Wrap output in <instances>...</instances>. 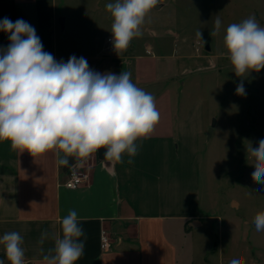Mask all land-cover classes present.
I'll list each match as a JSON object with an SVG mask.
<instances>
[{"label":"crops","instance_id":"1","mask_svg":"<svg viewBox=\"0 0 264 264\" xmlns=\"http://www.w3.org/2000/svg\"><path fill=\"white\" fill-rule=\"evenodd\" d=\"M0 10L13 11L12 17L6 16L13 22L15 17L30 21L43 50L57 61L66 63L75 55L101 74L130 72L133 83L145 91L163 88L164 78L200 68V58L191 62L190 56L177 55L179 49L186 51L179 44H173L171 53L154 45L153 57L146 44L117 52L107 38L95 49L86 44L73 50L66 38L61 40L66 19L62 28L56 0H0ZM4 18L1 14L0 20ZM9 35L0 31V48H7ZM150 77L156 81L149 84ZM164 87V96L155 98L159 123L150 138L137 142L134 162L129 164L127 155L122 163L101 158L97 150L78 162L89 179L76 190L65 187L67 171L53 152L33 157L27 151H12L8 141L0 142V237L11 231L23 236L26 264H44L43 256L62 236L60 221L73 209L87 236L84 255L76 264H209L195 258L198 247L204 255L197 236L207 231L214 214L203 206L199 152L180 146L181 119L174 115L179 105L172 98L173 87ZM203 129L204 123L193 137L198 147ZM102 230L110 236L107 249L101 246ZM42 232L48 235L41 245ZM0 260L10 264L2 245Z\"/></svg>","mask_w":264,"mask_h":264},{"label":"clouds","instance_id":"2","mask_svg":"<svg viewBox=\"0 0 264 264\" xmlns=\"http://www.w3.org/2000/svg\"><path fill=\"white\" fill-rule=\"evenodd\" d=\"M158 4L159 0H115L105 5L113 18L112 43L117 52L143 35L146 17ZM221 27L217 15L210 35H218ZM0 31L10 34L7 48H0V142L8 141L12 151H27L33 157L53 152L61 166L68 164L69 157L86 159L101 148L109 160L122 163L127 155V162H134L137 142L150 138L160 113L155 97L134 84L130 72L101 74L75 55L66 63L57 61L43 50L35 28L23 19L13 22L5 17ZM201 35L198 31L200 39ZM223 41L238 77L264 69V27L255 15L229 24ZM236 94L246 95L243 80ZM247 153L255 161L252 179L264 187V139L257 148L249 145ZM253 222L257 232L264 231V212H258ZM60 223L62 236L43 256L44 264H76L84 255L87 236L77 212L70 210ZM47 235L41 233L39 244ZM23 244L17 231L0 237L10 264H25ZM229 264L242 261L233 258Z\"/></svg>","mask_w":264,"mask_h":264},{"label":"rangeland","instance_id":"3","mask_svg":"<svg viewBox=\"0 0 264 264\" xmlns=\"http://www.w3.org/2000/svg\"><path fill=\"white\" fill-rule=\"evenodd\" d=\"M114 2L56 0L59 14L66 19L61 40L66 38L76 51L86 44L89 49L102 46L106 38H112L113 18L105 5ZM157 6L146 17L143 35L134 38L128 48L146 44L147 54L153 57L154 45L171 53L173 44H179L186 51L179 49L177 55L190 56L191 62L201 59L200 68L191 73L161 80L163 88L173 87L172 98L179 105L174 115L181 119L180 146L190 153L199 152L203 206L207 213H214L207 231L197 236L196 244L202 243L204 251L201 257L198 247L197 263L202 258L209 264H229L239 258L242 264H264V231L257 232L253 222L258 212H264V187L253 181L255 161L247 153L249 145L257 148L264 139V69L238 77L223 41L229 24L250 15L264 27V0H159ZM1 14L12 17L13 11L0 10ZM217 15L222 27L218 35L211 36ZM206 44L210 50H205ZM241 80L246 95L236 94ZM154 81L150 77L148 83ZM163 88L147 92L160 99ZM203 123L198 147L193 137Z\"/></svg>","mask_w":264,"mask_h":264},{"label":"built area","instance_id":"4","mask_svg":"<svg viewBox=\"0 0 264 264\" xmlns=\"http://www.w3.org/2000/svg\"><path fill=\"white\" fill-rule=\"evenodd\" d=\"M108 46L112 44V38L107 39ZM79 163L74 164L67 170V180L65 182V187L71 190H76L80 188L86 181L89 179V173L86 169L78 165ZM110 236L107 230L101 231V246L103 249H107L110 246ZM26 264V263H25Z\"/></svg>","mask_w":264,"mask_h":264},{"label":"water","instance_id":"5","mask_svg":"<svg viewBox=\"0 0 264 264\" xmlns=\"http://www.w3.org/2000/svg\"><path fill=\"white\" fill-rule=\"evenodd\" d=\"M155 8H159V6L156 5ZM59 22H60L61 27L64 28V18H60ZM205 50H210L209 44H206ZM212 131H213V128L212 127L209 128L208 133H207L208 138L211 136ZM105 151H106V149H104V148L98 149L99 156L101 158H105V156H104ZM81 160L82 159H76L75 157H69L68 158V164L65 165V168H64L65 171H67L71 166L80 162Z\"/></svg>","mask_w":264,"mask_h":264}]
</instances>
